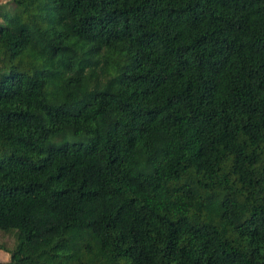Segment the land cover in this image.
<instances>
[{"label": "trees", "instance_id": "16d2710c", "mask_svg": "<svg viewBox=\"0 0 264 264\" xmlns=\"http://www.w3.org/2000/svg\"><path fill=\"white\" fill-rule=\"evenodd\" d=\"M0 0V264H264V0Z\"/></svg>", "mask_w": 264, "mask_h": 264}, {"label": "rangeland", "instance_id": "374dc122", "mask_svg": "<svg viewBox=\"0 0 264 264\" xmlns=\"http://www.w3.org/2000/svg\"><path fill=\"white\" fill-rule=\"evenodd\" d=\"M3 7H9L10 0H3L2 2ZM2 18L0 17V22ZM15 243V237L13 235H7L0 233V245H5L12 247ZM9 259V254L5 252V250L0 249V260H7Z\"/></svg>", "mask_w": 264, "mask_h": 264}]
</instances>
